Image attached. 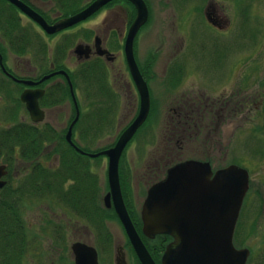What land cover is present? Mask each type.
Instances as JSON below:
<instances>
[{
  "label": "rangeland",
  "instance_id": "1",
  "mask_svg": "<svg viewBox=\"0 0 264 264\" xmlns=\"http://www.w3.org/2000/svg\"><path fill=\"white\" fill-rule=\"evenodd\" d=\"M96 1L77 0L73 13L88 8L87 6H91ZM144 1L150 13L148 11V20L135 37L134 56L148 88L150 86L152 99H155L156 103L159 102V108L157 109L153 103L146 122L128 143L120 158V182L127 210L129 212L130 208L134 211L136 218V224H134L136 226L139 225L137 222L141 223L140 228H136L142 234L141 213L149 188L157 180V176L159 178L164 176L162 171H155L153 166L157 161L166 160L165 138L169 128L166 102L170 100V94L180 88V95L187 94L192 98L195 95H203L204 98L221 95L225 97L234 92L237 99H250L252 102L250 111L249 109L241 111L237 116L222 122L218 130L221 132V143L216 141L215 136L207 138L206 132L205 136H202L201 145L197 146L200 147L201 158L212 159L215 170L232 165L248 170L250 187L236 227L234 245L238 250L251 252L247 264H262L264 130L261 131V127L264 125V118L261 110L262 96H264L262 84L264 81V0H214L216 4L222 6L223 13L229 18V25L223 30L210 26L205 11L209 0ZM112 2L114 1L108 3L107 10L101 11L105 5L87 19L73 25L74 27L71 26L73 28L68 27L71 30L67 31L68 28H65L56 36L47 37L38 29L40 36L44 37L48 43L47 55L49 56H55L56 46L60 50L69 51L83 41L92 42L96 32L102 35L106 30L109 32L111 29L115 31L122 29L121 39L118 38L120 34L115 32L110 36L111 39L117 38L116 45L114 44L111 49L118 57V60L110 65L103 59L82 65L77 64L75 60L63 59L59 69L66 70V67H69L74 71L72 74L74 76L71 75L72 79L65 71L62 74L73 81L77 103L72 97L70 85L63 79L61 84L63 93L60 92L52 100V105L45 108L47 118L38 122L39 124H34L26 107L20 102V95L16 89L11 95L12 100L0 93V127L24 122L29 123L30 126H36L37 131L38 129L44 131L43 134L48 136L45 138L49 143L43 144V148L47 150L45 154L47 159L41 161H46L47 164L51 160V163L60 161L62 165L59 171L62 173L60 172L59 176L63 174V178L59 180V177L54 179L48 175L49 179L46 174L48 171L55 170L46 166V170H40L33 177L26 178L24 176L26 170L39 161L43 148L34 159H26L21 155L23 147L20 144L15 145L14 142L16 158H21L15 160L14 164L15 175L17 178L20 177L15 181V189L24 188L25 194L28 192V197L22 196L21 204L16 205L23 211L22 219L25 226L23 232L28 236L23 237L25 251H17L20 257H15L16 251L8 253L11 264L12 261L14 264H72L66 255H69L67 249L76 239H83L98 247L102 264L107 260L103 248L113 250L114 253L122 247L124 251L131 254L132 246L114 205L112 204L114 209L108 208L103 202V198L110 190L109 157L103 152L116 146L121 135L135 121L140 112L139 94L133 84L124 49L129 30L137 17V11L129 2H126L125 6L119 2ZM59 10L65 11L60 8ZM38 33L33 34L35 49L30 51L28 57L19 61L15 60L18 66L15 67V71L18 74L39 77L43 73L42 69L46 68L39 58L41 54L38 49L42 50L44 46L43 41L40 44L41 37ZM178 64H180L178 69L182 68L183 80L178 86H171L168 84L171 71ZM78 116L79 119L76 121ZM51 125L57 128L58 135H54L55 139H62L58 146L53 143L54 138H49L52 131L49 130ZM72 125V146H74L72 149L80 153L79 155L76 153L73 158L77 159L76 161L80 162L82 167H87L89 173L93 172L94 177L96 176L98 190L94 189L93 185V190L90 192L91 194L95 192L97 197L99 216L102 218L99 220L102 223L101 226L86 221L81 214L77 213L74 204L63 201L64 197L75 193L72 190L73 187L81 191L87 183L86 174L88 173L81 171L83 169L75 168L78 174L75 173L70 177V168H64L63 158H52L69 146L65 136ZM87 129L90 130L87 131ZM195 157L199 158V155ZM71 166L74 168L72 164ZM24 178L27 180L23 181ZM36 180L39 181L38 186L35 184ZM40 184L45 187V190ZM35 192L37 194H33ZM130 217L132 219V215ZM13 234H15L13 239L11 237L8 239L4 237V241L0 239V249L5 240L8 242L6 244L8 247L12 246L10 244L18 239L16 235L19 233L13 232ZM36 235L40 238L37 242L34 240ZM102 239H110L111 242L105 244ZM146 245L148 250H152L153 247L160 249L164 244L157 240V243ZM0 258L5 259L7 256L1 254ZM9 260L6 261L7 264ZM60 260L62 262H59Z\"/></svg>",
  "mask_w": 264,
  "mask_h": 264
},
{
  "label": "flooded vegetation",
  "instance_id": "2",
  "mask_svg": "<svg viewBox=\"0 0 264 264\" xmlns=\"http://www.w3.org/2000/svg\"><path fill=\"white\" fill-rule=\"evenodd\" d=\"M209 1H208L209 4L206 6L205 11L208 16L210 26L220 30L227 29L229 25V18L223 13L222 6L216 4L214 0H209ZM114 2H119L120 4H123L122 6H125L126 5L125 3L129 1L114 0ZM129 3L132 4L131 2ZM75 4H77V0H0V93L5 94L7 97L10 98L9 100H12L13 97L11 95H13V91L14 89H16L20 95L19 97L20 102L26 107V105L21 101V96L25 91L27 90L44 91L43 96L39 100L40 109L41 111L44 112V120L47 118L45 108L47 109V106H51L52 100L55 99L56 96L60 94L62 88L61 85L62 80L64 79L67 82V84L70 85L66 75L62 74V72L65 71L69 75L70 79H72V76H74L72 75L74 71L71 70L69 67H66V70L59 69L61 64H63L62 63L63 59L68 58L71 60H75V62L80 65L88 62H92L93 60H101V59L105 60L106 64L110 65L113 61L115 62L116 60H118L117 55L111 49L114 44L116 45L117 38L112 37L111 39L110 36L112 35L113 32H115L116 34H120L118 38L121 39L120 36H122L123 34L121 33L122 29L120 30V28L117 29L116 31L111 29V31L108 32V30H106L102 35L96 32L94 38L95 41L94 40L92 42L83 41L82 43H78L74 49H70L69 51H66V49L60 50L56 46V51L54 53L55 56L47 55L48 43L46 42V39L44 37L40 36V34L38 33L39 31L38 29H40L41 32L47 37L48 36L53 37L60 34L61 32L56 34H49L47 29L44 27V24L48 25L49 27H52L55 26L60 21L74 17L78 13L82 12L83 10L77 13H73V8L76 6ZM56 5L58 8L56 7ZM24 7L27 8L29 12L36 15L39 21L36 20L29 12L25 11L23 9ZM108 7L109 4H107L104 8H102L101 11L107 10ZM133 7L135 8L134 5ZM59 8L64 9L65 11L62 12L61 10H59ZM148 11L150 13L149 7H148ZM71 28H68L66 30L69 31L71 30ZM220 32L222 33V31ZM36 33H38V35L41 37V40H39L40 44H42L43 41L44 48L42 50L40 48L38 49V51L41 54L39 57L40 61L43 62V65H45L46 68L42 69L43 73L39 75V77L38 76L30 77V75L18 74L15 71V67H18L16 66L17 64L16 61L17 60L19 61V59L21 60L26 56L28 57L30 51L32 49H35L33 48L35 42L33 34ZM109 41L110 43H108ZM103 51H108L109 52L107 54L108 56L99 55L100 52ZM175 59L176 58H174V60ZM178 67H180V64H178L171 71V75L168 83L171 86H176V85L178 86V84L183 80V78H181L182 68L178 69ZM22 70L25 71L26 69H22ZM132 81L135 88L137 89V86L133 79ZM71 82L73 84V81ZM180 89L173 91L170 94V100L166 102L167 103L166 106L169 113L168 114L169 128L167 129L166 138H165L166 146H167L165 148L167 152L166 160L163 162L157 161L153 166L155 171H162L164 176L163 178H159L157 176V180L152 184V186L164 180L168 174V171L177 164L184 163L187 161H200L204 163H210V165L212 166V161H211L212 159L210 157L201 158L202 156H200V147L197 145L200 144V142L202 141L203 139L202 136H205V133L207 132L208 134L207 138L210 139V137L215 136L216 141H219V143H221L222 141L220 134L221 132H219L218 130L222 122H224L227 118H232L237 116L238 113L241 111L248 110L250 108V105L252 104L250 99H244V98H242L243 100L237 99V97H235L234 95V92L231 95L225 97H222L221 95L218 97L209 96V98H204L205 96L203 95H195V97L192 98V97H188L187 94L180 95ZM149 90L151 95V109L153 107V103L155 107L158 109L159 102L156 103L155 99H152L153 95L150 86H149ZM139 98H140V94H139ZM139 105H141V98L139 101ZM254 106L258 107L256 104H254ZM28 114L31 121L34 124H39L32 120L29 111ZM51 126H52L50 128L52 130L51 137L54 138L53 143L57 144L58 146L61 143L62 139H57V140L55 139L56 136L58 135L56 133L57 128L54 125ZM15 127L24 128L25 130H28L31 126L29 125V123L22 122L20 124L13 123L5 127H0V167L4 166L6 172V174L1 178V182H4L5 185L2 188H0V211L2 215V213H4V206L7 205V210L10 216V220H13L14 214H18L19 217L21 216L20 217L21 222L24 223V219H22L23 211L21 208L19 210V207L16 204H21L23 199L22 196L24 198H27L28 192L25 194L26 191L24 190V188L15 189V181L19 180L20 177L17 178L15 175L14 164H15V160L21 159V158H16V154H15V145H14ZM88 130L90 129H87V131ZM60 137L61 138L63 137L62 134ZM65 139L67 141V144L71 147V149L74 148V146H72V144L69 143V141L67 140V136H65ZM48 143L49 142H45L44 145H47ZM192 144H194V146H192ZM67 150L69 151V149H67L66 147L65 149L63 148L60 152L61 154L62 152L64 153L62 154V156L60 154L59 155L55 154V156H52V158L53 157L54 159L63 158V155H65ZM74 152H76L78 155L80 154L76 150ZM45 154H47V150L43 148V152L42 154H40L38 158L39 161H37V163H35L34 166L30 165L26 170V175H24L26 176V178L33 177V175L36 174L37 172H40V170H45L46 166H49L53 170L60 169L62 165L60 161L59 163H51L52 162L51 160V162L50 163L48 162V164L46 163V161L42 162L41 161L42 159L44 160L47 159L45 158L46 156ZM49 155L51 154L49 153ZM198 155L199 158L195 157ZM72 160H73L72 165H74L76 169L78 170L83 169L81 171L88 173L86 174L87 190H88L87 200L90 202L87 201L86 204H77L76 207L78 208V210L80 209L79 211H81L82 209V213L78 211L77 213L81 214V216L84 217L86 221L92 223L93 222L92 219L94 218V211H92L93 204H91L92 194L90 191L93 190L94 173L91 171L89 173L88 168L82 167L80 162L76 161L77 159L72 158ZM41 166H43L44 168H42ZM225 168L226 167L215 170L212 166L214 173ZM83 177H85L84 174ZM26 178H24L23 181H26L27 180ZM151 187L149 188V190L151 189ZM19 193L23 195H20ZM109 193L110 190L107 192L105 197ZM105 197L103 198L104 204H105L104 201ZM129 214L132 215V221L133 223L136 224L135 222L136 218L134 217L135 213L133 210H130V208H129ZM27 236L28 235L26 233L24 234L19 233L16 235L18 240L22 241L21 242L22 244L20 243V245L23 246V249L21 250L23 252L25 251L24 248L25 242L23 243L25 239H23V237H27ZM37 236L39 235L34 236V240L36 242L40 239ZM140 236L144 241L145 245L147 243L150 244L157 243V240L160 241L159 239L160 236L156 237L155 239H149L143 234H140ZM0 237H2L0 238L2 240L5 239L4 237L7 238L11 237L13 239L15 237V234H13V232L9 234L0 233ZM128 240L130 242L129 237ZM172 242L173 239L165 243L166 245L165 246L163 245V249H157L156 247H153L152 250L150 249H149L150 251L148 250L152 259L156 264H163V259L166 254L167 247ZM76 243H82L84 245L94 247L98 254L99 264H102L100 249L98 247L93 246L89 242L84 241L83 239H76L71 244V247L67 249L69 255L67 254L66 257L70 258L71 261L70 263L76 264L75 254L73 251V246ZM4 244L5 243H3V245ZM10 245L12 246L10 247L9 252L7 251L5 252L4 249H0V255L3 254L7 256V258L5 259L0 258V264H7L6 261L9 260L8 253L10 254L11 252H13L14 243H11ZM103 249H104L103 252L105 253L104 254L105 258L107 259L104 264H142V261L139 258L136 250L133 248V246L132 249H130L131 254H128V252L124 251L122 247H120L119 250H116L115 251L116 253L115 252L113 253L112 252L113 250L110 251V249L108 248H103ZM111 252L113 253V257ZM59 262L62 261L60 260ZM9 264H11V260H9ZM12 264H14L13 261Z\"/></svg>",
  "mask_w": 264,
  "mask_h": 264
},
{
  "label": "water",
  "instance_id": "3",
  "mask_svg": "<svg viewBox=\"0 0 264 264\" xmlns=\"http://www.w3.org/2000/svg\"><path fill=\"white\" fill-rule=\"evenodd\" d=\"M114 0H97L74 17L55 26L44 24L49 34L71 27L94 14ZM137 9L125 44L127 63L141 98L140 112L135 121L125 130L116 146L103 152L109 157L108 180L110 193L104 201L108 208L114 205L125 227L133 248L143 264H156L138 233L125 205L120 182V158L137 131L146 122L151 108V97L134 56V40L139 29L148 20V7L144 0H128ZM29 12L27 8H23ZM36 20V15L29 12ZM41 22V21H40ZM103 51L99 55L106 56ZM108 56V55H107ZM75 103L73 85L67 76ZM42 90H27L21 96L32 120H44L39 100ZM79 116L76 118L78 121ZM73 125L67 140L72 143ZM80 152V151H79ZM96 156V155H91ZM6 174L0 167V188ZM250 174L237 165L213 172L210 163L187 161L172 167L166 178L155 184L148 192L142 208L143 234L149 239L170 235L173 242L167 247L163 264H247L251 252L238 250L234 245L236 227L249 191ZM76 264H99L94 247L76 243L73 246Z\"/></svg>",
  "mask_w": 264,
  "mask_h": 264
},
{
  "label": "trees",
  "instance_id": "4",
  "mask_svg": "<svg viewBox=\"0 0 264 264\" xmlns=\"http://www.w3.org/2000/svg\"><path fill=\"white\" fill-rule=\"evenodd\" d=\"M262 84H263V87H264V81H263ZM63 91H64L63 88H61V93H63ZM262 97H263V107H262L261 113H262L263 118H264V96H262ZM36 128L37 127H35V126H31L29 128V130H25L24 128H19V127H15L14 128V131H15L14 132L15 145L16 144H20L23 147L22 148L23 152H22L21 155H23V157H25L26 159H34L35 157H37L39 155V153L42 151V148L44 146L43 144L48 141V139L45 138V137H48V136L43 134L44 131L42 132L39 129L37 131ZM262 130H264V125L261 127V131ZM50 137H51V135L49 136V138ZM67 149H69V151L67 150L65 155H63V160H64L63 164H64V168L65 169H67V168L69 169L70 168V170H69L70 171V177H72L75 173L78 174L77 171L75 170V167L72 168V166H71L72 161H73L72 158L74 156H76V152H74L73 149H71L69 146L67 147ZM59 154L62 156V154H64V153L62 152V154H61L59 152ZM60 172L61 171H59V170H55V171L51 170V171H48V173L46 175H47V178H49V179H50V177H53L54 179L59 177L58 178V180H59V179L63 178V174H61L62 176L61 175L59 176ZM48 175L50 177H48ZM38 183H39V181L36 180L35 184L37 186H38ZM59 185H60V183H59ZM85 185H86L85 188H83L81 191L78 190V189L76 190L73 187L72 190H74L75 193H73V195L64 197L63 201L64 202L66 201V202H68L70 204H74V207H76L77 204H86V202L88 201L87 200V195H88L87 183H85ZM40 186H42V185L40 184ZM95 186H97V187H95ZM94 189L98 190V183H97V180H96V176L94 177ZM72 190L70 192H72ZM19 194L23 195L21 193H19ZM33 194H37V192H35ZM92 195H94V196H92V202H91V204H93L92 211H94V219H92V220H93L94 224L101 226L102 223H100L99 220H101L102 218L99 216L100 215L99 214V207H98V204L96 202L97 201V199H96L97 197L95 195V192ZM88 202H90V201H88ZM76 209H77V207H76ZM77 211L82 213V209H81V211H79L77 209ZM137 223H139V225H136V227L140 228L141 223L140 222H137ZM23 231H25V226L21 222V219L18 216V214H14L13 215V220H10V216H9V213H8V210H7V205L4 206V213H2V215H1V211H0V233L1 234H9L11 232L23 233ZM6 239H8V238H6ZM159 239H160L161 243L164 244V245H165V243H167L168 241L171 240V238L168 235L160 236ZM102 241L105 244L111 242L110 239L109 240L102 239ZM21 242L22 241H19L18 239L14 240L13 251H16L15 252V257H18V256L20 257V255L17 253V251L20 252L22 250V248H21L22 246L20 245ZM7 243H8L7 240H5V245H3L1 247V249H4L5 252L6 251L8 252L10 250V247H8L6 245ZM160 249H163V246ZM262 258H263L262 259V264H264V255H263Z\"/></svg>",
  "mask_w": 264,
  "mask_h": 264
}]
</instances>
